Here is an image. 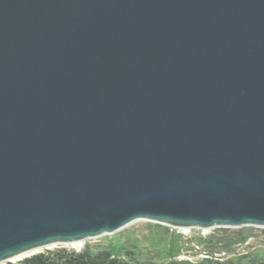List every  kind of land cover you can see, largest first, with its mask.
I'll return each instance as SVG.
<instances>
[{
  "label": "water",
  "instance_id": "1",
  "mask_svg": "<svg viewBox=\"0 0 264 264\" xmlns=\"http://www.w3.org/2000/svg\"><path fill=\"white\" fill-rule=\"evenodd\" d=\"M143 225L264 226V0H0V264Z\"/></svg>",
  "mask_w": 264,
  "mask_h": 264
},
{
  "label": "rangeland",
  "instance_id": "2",
  "mask_svg": "<svg viewBox=\"0 0 264 264\" xmlns=\"http://www.w3.org/2000/svg\"><path fill=\"white\" fill-rule=\"evenodd\" d=\"M133 242L137 246L133 247ZM111 246L122 257L129 258L126 254L129 250L142 261H180L187 264H229L232 261L237 264H258L264 259V226H226L202 231L143 225L111 239L66 249L98 252Z\"/></svg>",
  "mask_w": 264,
  "mask_h": 264
},
{
  "label": "trees",
  "instance_id": "3",
  "mask_svg": "<svg viewBox=\"0 0 264 264\" xmlns=\"http://www.w3.org/2000/svg\"><path fill=\"white\" fill-rule=\"evenodd\" d=\"M107 237V236H106ZM135 242V241H134ZM132 243L137 246V243ZM129 258L117 254L111 247L98 252L89 249L83 251L69 250L66 248L48 250L24 258L21 264H187L188 262L173 261L171 263L154 262L153 260L142 261L133 256V251H126ZM229 264H237L229 262ZM264 264V259L258 262Z\"/></svg>",
  "mask_w": 264,
  "mask_h": 264
}]
</instances>
